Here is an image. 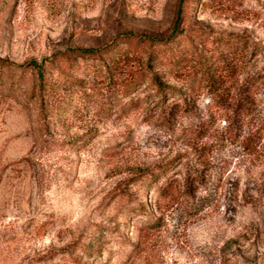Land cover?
Segmentation results:
<instances>
[{
    "label": "rangeland",
    "instance_id": "374dc122",
    "mask_svg": "<svg viewBox=\"0 0 264 264\" xmlns=\"http://www.w3.org/2000/svg\"><path fill=\"white\" fill-rule=\"evenodd\" d=\"M179 2L0 0V60L165 38ZM182 5V33L248 38L212 83L187 77L191 47L211 50L194 37L155 69L164 96L145 83L122 96L83 63L63 71L78 88L52 73L44 107L25 83L0 91V264H264V88L239 92L245 71L264 73L251 48L264 49V0ZM156 170L153 188L143 178Z\"/></svg>",
    "mask_w": 264,
    "mask_h": 264
},
{
    "label": "trees",
    "instance_id": "16d2710c",
    "mask_svg": "<svg viewBox=\"0 0 264 264\" xmlns=\"http://www.w3.org/2000/svg\"><path fill=\"white\" fill-rule=\"evenodd\" d=\"M184 2L185 0H180L171 31L165 38H144L126 34L116 37L110 44L98 49H71L57 53L50 60H44L40 63L31 61L21 67L12 65L7 60H0V91L12 92L16 84L25 83L29 90V97L37 99L41 107H44L53 98L57 87L56 82L52 79V73H56L62 85L78 88V81L65 75L63 71L74 70L83 63L87 65L86 67L103 73L106 81L110 85L117 86L122 96L130 95L137 88L140 90L141 86L144 88L142 83L151 87L157 94L164 96L165 93L171 94L173 92L161 82L160 75L155 72V69L168 60V54L177 49L180 42L190 44L192 43L191 38L194 37H200L199 39L205 45V49L207 44L211 43V50L203 52L197 46L191 47L192 59L183 64L189 69L187 77L194 80V76L198 75L199 79L202 78L205 82L212 83V76H215L217 70L230 72V68L225 63V56L235 52L240 46L248 47V38L236 34L214 37L208 35V31L199 29L182 33L179 30V25L183 17L182 3ZM251 48L257 53L264 51L259 43L253 44ZM215 58L219 60L217 61ZM172 60L169 59L168 62H175L174 58ZM215 62H217L216 65ZM244 75V80L239 86V92L242 96L247 97L260 85L264 88V73L261 70L257 73L245 71ZM262 91L264 92V89ZM242 103L246 104L244 101ZM119 106L120 103H117L112 108L117 109ZM260 121H264V117ZM162 170L165 172L164 169ZM159 172L161 171L150 172L144 176L143 180L146 181L147 185L154 188L156 186L154 185V177ZM191 183L190 176L186 175L184 184L189 185ZM172 189L171 183L166 179L155 190L156 198L167 196L172 192ZM187 194H193L192 190H189Z\"/></svg>",
    "mask_w": 264,
    "mask_h": 264
}]
</instances>
